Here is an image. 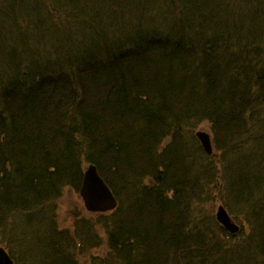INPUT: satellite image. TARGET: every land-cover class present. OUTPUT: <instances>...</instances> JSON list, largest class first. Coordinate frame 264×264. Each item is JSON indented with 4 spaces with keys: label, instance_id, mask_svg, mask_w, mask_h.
I'll list each match as a JSON object with an SVG mask.
<instances>
[{
    "label": "trees",
    "instance_id": "obj_1",
    "mask_svg": "<svg viewBox=\"0 0 264 264\" xmlns=\"http://www.w3.org/2000/svg\"><path fill=\"white\" fill-rule=\"evenodd\" d=\"M86 163L118 206L62 228ZM0 244L16 264H264V0H0Z\"/></svg>",
    "mask_w": 264,
    "mask_h": 264
},
{
    "label": "water",
    "instance_id": "obj_2",
    "mask_svg": "<svg viewBox=\"0 0 264 264\" xmlns=\"http://www.w3.org/2000/svg\"><path fill=\"white\" fill-rule=\"evenodd\" d=\"M195 137L202 146L204 152L210 156L213 152V145L210 133L199 129L195 133ZM83 181L80 186V196L84 200V205L87 211L91 213H105L116 208L118 199L114 195L111 188L99 175L98 169L94 164L86 167L82 177ZM217 221L229 232L235 234L239 227L234 224L228 215L226 209L219 206L215 213ZM0 264H14V261L9 257L8 253L0 246Z\"/></svg>",
    "mask_w": 264,
    "mask_h": 264
},
{
    "label": "rangeland",
    "instance_id": "obj_3",
    "mask_svg": "<svg viewBox=\"0 0 264 264\" xmlns=\"http://www.w3.org/2000/svg\"><path fill=\"white\" fill-rule=\"evenodd\" d=\"M144 25L146 24V21H143ZM124 27V36H130L131 32H133V29L130 28L128 26H123ZM126 29V31H125ZM123 30V29H122ZM47 39H45L46 41ZM47 45L48 42L46 41ZM44 47L41 48V50ZM42 53V52H41ZM40 73L42 74V76H46L49 75V69H46L45 71H40ZM5 79V77H3L1 79V81ZM6 81V80H5ZM199 129H203L206 130L208 133L211 132V130H209V125L207 123H201L199 124L195 129H194V133L199 130ZM197 142V141H196ZM199 144V143H198ZM64 193L62 194V197L60 200H58V204H59V208L57 210L58 212V217H59V223L60 226L63 227H67V228H72V226L74 225V220L80 217H84V215L89 214L84 206H83V201L81 200L79 194L73 190H69V189H64ZM212 194L215 193L214 189L212 190ZM214 195H218L217 193ZM221 204L220 200L216 199L214 202V207H213V212L215 211V209L217 208V206ZM234 222H236L239 225V218H235L233 219ZM241 223V222H240ZM82 264H85L82 259L80 260ZM87 264V262H86Z\"/></svg>",
    "mask_w": 264,
    "mask_h": 264
}]
</instances>
